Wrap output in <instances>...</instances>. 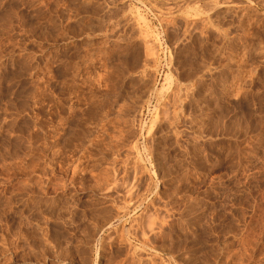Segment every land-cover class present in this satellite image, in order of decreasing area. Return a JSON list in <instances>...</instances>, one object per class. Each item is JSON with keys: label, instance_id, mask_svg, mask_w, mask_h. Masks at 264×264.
Listing matches in <instances>:
<instances>
[{"label": "rangeland", "instance_id": "obj_1", "mask_svg": "<svg viewBox=\"0 0 264 264\" xmlns=\"http://www.w3.org/2000/svg\"><path fill=\"white\" fill-rule=\"evenodd\" d=\"M0 264H264V0H0Z\"/></svg>", "mask_w": 264, "mask_h": 264}]
</instances>
